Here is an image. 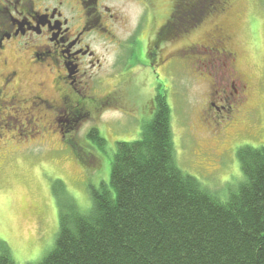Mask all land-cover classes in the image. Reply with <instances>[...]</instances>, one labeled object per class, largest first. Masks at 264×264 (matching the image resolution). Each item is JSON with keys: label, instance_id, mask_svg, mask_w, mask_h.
<instances>
[{"label": "rangeland", "instance_id": "obj_1", "mask_svg": "<svg viewBox=\"0 0 264 264\" xmlns=\"http://www.w3.org/2000/svg\"><path fill=\"white\" fill-rule=\"evenodd\" d=\"M174 2H106L127 15L128 23L122 29L109 31L113 42L102 37L94 42L93 47L105 55L106 70L110 73L112 69L124 70L128 74L126 77L133 82L132 92L140 93V96L136 105L129 96V104L108 110L101 119L83 127L82 133L77 136V143L85 148L82 156L76 154L75 145L52 134L51 138H41L44 140L42 143L41 140L32 142L27 139L0 141V245L2 242L9 245L18 264L40 262L55 245L59 232V205L55 191L58 180L65 183L66 191L80 210L91 209L90 186L109 183L118 142L140 138L143 124L153 115L144 104L155 96L158 86L166 90L172 110L177 164L221 200H227L230 192L243 180L238 149L244 145L264 146V0H223L226 2V13L216 12V16L209 19L215 15L213 13L207 18L209 20L184 33L186 36H181L178 42L166 45L169 51L175 45L200 41L215 20L230 28L233 34L230 45L238 51L240 69L251 79L253 88L254 109L241 119L242 130L238 132L229 127L226 118L223 119L225 113L217 115L211 112V116L202 118L208 100L216 102L219 107L226 105L224 100L209 98L212 82L207 81L210 78L203 73L209 68L200 64L198 69L194 59L184 60L173 63L168 71L162 69V77L159 78L157 72L150 68H139L136 72V58H129L135 33L139 34L135 35L138 41L134 47H137L136 55L142 56L148 38L153 35L154 24L157 26L166 20ZM217 8L213 10L219 11ZM208 54L203 50L194 56L203 60L209 57ZM215 120L223 126L215 127ZM90 127L98 128L107 141L103 150L88 141L86 133Z\"/></svg>", "mask_w": 264, "mask_h": 264}, {"label": "trees", "instance_id": "obj_2", "mask_svg": "<svg viewBox=\"0 0 264 264\" xmlns=\"http://www.w3.org/2000/svg\"><path fill=\"white\" fill-rule=\"evenodd\" d=\"M219 2L175 0L170 20L182 17L187 33ZM155 103L140 138L117 143L109 183L90 186V210L55 183L57 239L30 264H264V146L238 149L243 180L223 201L179 167L166 92ZM88 138L105 148L98 128ZM0 248V264H18Z\"/></svg>", "mask_w": 264, "mask_h": 264}, {"label": "flooded vegetation", "instance_id": "obj_3", "mask_svg": "<svg viewBox=\"0 0 264 264\" xmlns=\"http://www.w3.org/2000/svg\"><path fill=\"white\" fill-rule=\"evenodd\" d=\"M107 1L0 0V141L27 139L42 143L41 138H51L52 134L75 145L79 148H75L76 154L82 156L85 148L77 143V136L87 123L129 104V96L136 105L140 93L132 92V79L124 70H106L105 55L93 47L102 37L113 42L109 31L128 23L127 15L107 5ZM225 8L226 2H219V11H211L203 21L213 19L216 12L226 13ZM172 11L163 23L154 24L142 56H137L134 48L138 43L135 35L139 34L132 38L129 58H136V72L150 68L160 78L162 69L168 71L175 62L194 59L196 68L202 64L210 69L203 70L210 78L207 81L212 82L209 98L226 103L219 107L208 100L202 118L211 116V112L225 113L222 117L229 127L236 132L242 130L241 119L254 109L253 88L251 79L240 69L238 51L230 45V28L215 20L200 41L175 45L167 51L166 45L186 36L182 17L170 20ZM203 50L209 57L195 58ZM158 88L157 92H166ZM155 96L144 104L152 114ZM214 126L222 127L223 123L215 120ZM93 129L90 127L86 133L88 141Z\"/></svg>", "mask_w": 264, "mask_h": 264}]
</instances>
